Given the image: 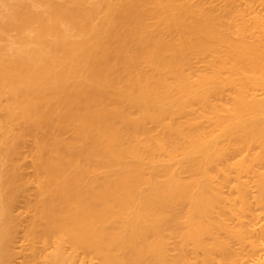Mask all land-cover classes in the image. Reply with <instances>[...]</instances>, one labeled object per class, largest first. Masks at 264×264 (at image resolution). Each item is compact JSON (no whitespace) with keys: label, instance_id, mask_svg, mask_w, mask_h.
Returning <instances> with one entry per match:
<instances>
[{"label":"bare ground","instance_id":"bare-ground-1","mask_svg":"<svg viewBox=\"0 0 264 264\" xmlns=\"http://www.w3.org/2000/svg\"><path fill=\"white\" fill-rule=\"evenodd\" d=\"M23 246L264 264V0H0V264Z\"/></svg>","mask_w":264,"mask_h":264},{"label":"rangeland","instance_id":"rangeland-1","mask_svg":"<svg viewBox=\"0 0 264 264\" xmlns=\"http://www.w3.org/2000/svg\"><path fill=\"white\" fill-rule=\"evenodd\" d=\"M18 236H19V238H20V234H18ZM20 242H21V239H20L19 242L16 244V246H17L16 249H18V250H20V249H19V248H20V247H19V243H20ZM20 244H21V243H20ZM23 244H25V242H23ZM23 249H24V246H23V248H22V250H21V251H22V255H21V252H20V251H19V252H20V254H19L18 250H16V251L18 252L17 254L20 255V256H18V255L16 254L17 256H15V257H16V258L18 257V258H17V259L15 258V261H16V262H14V263H16V264L18 263V264H19V262H20V264H22V263H21V261H22V259H23V258L21 259V256H22V257H25V258H26V259H25V258L23 259V260L26 261V262L23 261V262H24L23 264H27V257H26V255H23V253H25L26 251L28 252V250H27V249H26V250H23ZM27 252H26V254H27Z\"/></svg>","mask_w":264,"mask_h":264}]
</instances>
